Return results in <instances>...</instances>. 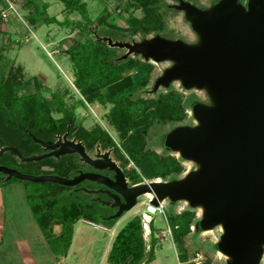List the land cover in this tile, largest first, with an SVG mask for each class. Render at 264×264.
<instances>
[{"label":"water","instance_id":"95a60500","mask_svg":"<svg viewBox=\"0 0 264 264\" xmlns=\"http://www.w3.org/2000/svg\"><path fill=\"white\" fill-rule=\"evenodd\" d=\"M177 9L186 11L200 35V47L160 36L143 45L116 43L112 47L127 48L144 59L174 61L154 88L181 79L186 88L207 89L210 106L193 105L197 126L175 131L167 139L170 148L179 149L184 158L199 165L197 173L182 181H152L128 187L123 171L109 152H97L98 159L93 160L80 142L67 139V131L56 137V142H42L28 132L42 154L25 157L15 147L6 146L0 148V156L9 152L19 162L30 163L76 154L96 170L112 171V180L83 172L69 179L33 176L5 166H0V174L5 176L4 182L15 179L67 188L83 181L104 185V192L113 200L110 207L117 209L106 221L129 212L141 195H153L144 212L149 218L163 199L172 203L185 200L192 208L204 209L197 227L221 224L218 249L228 257L227 264H258L264 252V0H253L247 10L236 0H222L214 18L182 2Z\"/></svg>","mask_w":264,"mask_h":264},{"label":"rangeland","instance_id":"374dc122","mask_svg":"<svg viewBox=\"0 0 264 264\" xmlns=\"http://www.w3.org/2000/svg\"><path fill=\"white\" fill-rule=\"evenodd\" d=\"M221 1L165 0L166 31L175 42H182L189 47H200V35L192 27L186 11L177 7L181 2L186 3L199 12L205 13L207 17L214 18L216 7ZM81 2L86 5L85 16L78 12H66L63 3L58 0H0V79H5L10 71L14 72L17 67H20L21 73L17 76L18 95L37 92L40 98L47 102L54 118L62 115L56 110L60 99L66 110L74 112L78 125L86 130L98 126L118 144L117 132L108 118L110 105L85 102L74 85V69L67 52L76 41L91 40L105 42L108 47L116 49V55L120 59L138 56L142 61L153 65L149 84L141 92L142 96L153 97L158 92L173 88L181 92L185 98L195 100V104L199 106H210V96L206 88H186L182 85L181 79H173L167 86L158 85L154 88L155 83L166 70L173 66L174 61L171 59L165 58L161 61L144 59L140 55L129 53L127 48L112 47L116 43L143 45V42H149L157 36L149 34L142 38L140 34H123L121 31L111 30L105 25L98 24L100 16L108 14L107 20L113 17L116 26L126 27L124 19L130 12L125 10L127 0H81ZM236 3L247 10L250 5H253V0H236ZM3 14L6 16L3 17ZM133 15L139 17L140 12L135 11ZM197 124L196 109L192 106L187 108L185 120L155 126L146 136L148 147L157 153H170L182 161L184 172L176 179L178 181L197 173L199 165L184 158L179 149L170 148L167 139L175 131L193 128ZM97 150L101 153L109 152V157L117 165L122 166V170L130 171L132 168L137 170L131 161L126 165L117 161L112 149L102 150L98 145L94 147L92 155H95ZM144 181L167 182L154 179L143 180L141 184H145ZM127 182L129 183L128 179ZM34 188L33 184L20 181L0 184V219L3 221L0 264H20V257L16 250L20 244L27 245L36 264H108L107 256L115 234L136 215L142 218L145 256L151 248L150 223L154 229V256L148 264H179L165 213L170 210L179 213L189 208L195 211L197 221H200L204 214L201 206L192 208L185 200L172 203L165 198L161 201V207L154 211L152 218H149L144 215V212L152 194L139 196L133 209L109 221H103V219L111 216V210L97 205L99 218L95 220V223L82 219L75 223L72 227L71 243L67 247L65 240L57 239L49 242L37 226L26 200L27 191ZM67 195L66 201L87 202L92 198L81 191L68 192ZM58 231V227L50 229L53 234H57ZM190 231L184 243L190 259L195 263L204 261H208L209 264L228 263V257L218 249L223 234L221 224L204 228L194 225ZM258 264H264V252Z\"/></svg>","mask_w":264,"mask_h":264},{"label":"trees","instance_id":"16d2710c","mask_svg":"<svg viewBox=\"0 0 264 264\" xmlns=\"http://www.w3.org/2000/svg\"><path fill=\"white\" fill-rule=\"evenodd\" d=\"M58 1L63 3L66 12H78L85 16L86 5L81 0ZM165 7V0H127L125 10L130 12L124 19L126 27L116 26L113 17L107 20L108 14H102L98 24L123 34H140L142 38L154 34L172 40V36L166 31ZM135 11L140 12L139 17L133 15ZM67 53L74 69L75 88L85 102L110 105L108 118L117 132L119 143H115L98 126L86 130L78 125L74 112L66 110L60 99L56 110L62 115L54 118L47 102L37 92L18 95L17 76L21 73V68L17 67L14 72H9L8 77L0 79V148L15 147L25 157L39 155L43 151L32 141L28 132L36 139L46 142L53 140L55 135L64 134L69 126L70 132L74 131L73 136L88 151H93L96 145H100L102 150L112 149L117 161L123 165L131 161L137 170L123 169L130 185L141 184L143 180H176L184 172L182 161L170 153H157L148 147L146 136L155 126L185 120L187 108L192 107L195 100L185 98L173 88L158 92L153 97L142 96L141 92L149 84L153 65L142 61L138 56L120 59L116 55V49L108 47L105 42L76 41ZM80 165L76 155L62 156L58 160L45 158L30 163L19 162L9 152L0 156V166L33 176L56 175L69 179L77 173ZM4 179L5 176L0 174V184L18 181L11 179L4 182ZM20 182L35 186L27 191L26 200L37 226L49 242L65 240L69 247L75 223L81 219L95 223L99 218L96 202L65 200L68 192H75L73 188L50 183ZM195 214L189 208L179 213L173 210L165 213L179 264H209L208 261L195 263L184 246L186 237L191 233L190 228L198 222ZM52 227L59 228L57 234L50 232ZM150 227L151 248L145 256L142 218L136 215L130 219L114 236L107 256L108 264H139L141 261L148 264L154 256V229L151 223Z\"/></svg>","mask_w":264,"mask_h":264},{"label":"flooded vegetation","instance_id":"af4514ba","mask_svg":"<svg viewBox=\"0 0 264 264\" xmlns=\"http://www.w3.org/2000/svg\"><path fill=\"white\" fill-rule=\"evenodd\" d=\"M68 131V137L67 139L70 140V141H74V142H80L82 145L83 143L80 141V140H77L73 134H74V131H71L70 132V129H69V126L67 127V130L66 132ZM65 134V133H64ZM63 134L61 135H55L53 137V140H51V142H56L57 141V138L56 137H62ZM98 146V145H96ZM84 147V150H85V153L87 154V156L93 160L95 159H98L97 158V152H100V151H96L95 155H92L93 151H88L86 149V147L83 145ZM101 153V152H100ZM104 153V152H103ZM76 155V154H74ZM77 156V159L78 161L81 163L80 165V168L79 170L77 171V173L74 175L76 176L79 172H83V173H96V174H99L101 176H104L110 180L113 179L114 177V173L112 171H110L109 169H104V170H96L94 168H92L90 165L88 164H85L83 162L80 161V158L78 155ZM112 160V159H111ZM113 161V160H112ZM119 168H121L119 165H117ZM122 170V169H121ZM123 171V170H122ZM73 176V177H74ZM125 176V175H124ZM126 181H127V178L125 177ZM134 185H130L128 183V187H132ZM74 191H81L82 193H85L86 195H90L92 198L90 199L91 201H94L96 202L99 206L102 205V207H106L107 209L111 210V214L110 215H113L115 214V212L117 211L116 208H111L110 205L113 203V200L111 197H109L104 191H107V187L104 186V185H101V184H97V183H94V182H90V181H83L82 183H80L79 185L75 186V187H72ZM90 191V192H89ZM99 191V192H97ZM111 194H115L113 191H110ZM120 201L122 202V199L120 198ZM107 218V217H106ZM105 219V218H104ZM103 219V220H104ZM106 221V220H105Z\"/></svg>","mask_w":264,"mask_h":264},{"label":"crops","instance_id":"0c3cea01","mask_svg":"<svg viewBox=\"0 0 264 264\" xmlns=\"http://www.w3.org/2000/svg\"><path fill=\"white\" fill-rule=\"evenodd\" d=\"M2 220L0 219V238L2 236L1 225ZM17 248V247H16ZM17 250V255L20 257V264H36L35 259L32 257L31 252L28 250L26 244H20Z\"/></svg>","mask_w":264,"mask_h":264},{"label":"built area","instance_id":"2783aa9c","mask_svg":"<svg viewBox=\"0 0 264 264\" xmlns=\"http://www.w3.org/2000/svg\"><path fill=\"white\" fill-rule=\"evenodd\" d=\"M6 15L5 14H3V17H5ZM145 183H147V181H144Z\"/></svg>","mask_w":264,"mask_h":264},{"label":"bare ground","instance_id":"6f19581e","mask_svg":"<svg viewBox=\"0 0 264 264\" xmlns=\"http://www.w3.org/2000/svg\"><path fill=\"white\" fill-rule=\"evenodd\" d=\"M150 199H152V196H150ZM147 219V217H145ZM146 221V220H145Z\"/></svg>","mask_w":264,"mask_h":264}]
</instances>
